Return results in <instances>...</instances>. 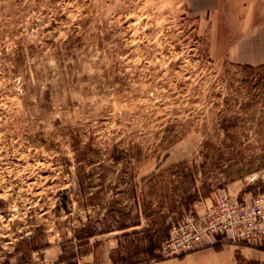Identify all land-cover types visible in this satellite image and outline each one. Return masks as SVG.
Wrapping results in <instances>:
<instances>
[{
    "label": "rangeland",
    "instance_id": "1",
    "mask_svg": "<svg viewBox=\"0 0 264 264\" xmlns=\"http://www.w3.org/2000/svg\"><path fill=\"white\" fill-rule=\"evenodd\" d=\"M229 26L217 0H0V264L168 260L165 226L264 193V63Z\"/></svg>",
    "mask_w": 264,
    "mask_h": 264
},
{
    "label": "built area",
    "instance_id": "2",
    "mask_svg": "<svg viewBox=\"0 0 264 264\" xmlns=\"http://www.w3.org/2000/svg\"><path fill=\"white\" fill-rule=\"evenodd\" d=\"M183 220L182 225L169 228L156 256L179 257L202 243L212 246L221 241L264 249V193L240 197L223 194L202 215H188ZM30 264L47 263L37 258Z\"/></svg>",
    "mask_w": 264,
    "mask_h": 264
},
{
    "label": "crops",
    "instance_id": "3",
    "mask_svg": "<svg viewBox=\"0 0 264 264\" xmlns=\"http://www.w3.org/2000/svg\"><path fill=\"white\" fill-rule=\"evenodd\" d=\"M217 1L219 9L224 10L226 21L230 24L229 39L224 54L237 63H264V0ZM218 38L217 33V37L215 35L217 43ZM221 242L217 243L222 244ZM250 250L263 252L254 248ZM108 254L102 264H113ZM233 258L234 246L226 245L222 250L215 251L212 246L207 245L180 258L171 257L168 260L146 264H233Z\"/></svg>",
    "mask_w": 264,
    "mask_h": 264
},
{
    "label": "trees",
    "instance_id": "4",
    "mask_svg": "<svg viewBox=\"0 0 264 264\" xmlns=\"http://www.w3.org/2000/svg\"><path fill=\"white\" fill-rule=\"evenodd\" d=\"M204 197H206V196H204ZM165 228L168 229V231H169L170 226L167 225V226H165ZM91 236H92V235H91ZM159 240H160V238H159L157 241L159 242ZM154 249H156V248H155V245L153 244V248H152V250H154ZM151 255H152V254H151ZM156 258H158V257H155L154 259H156ZM157 261H159V260H157ZM112 263H113V264H117V263H116L115 261H113V260H112Z\"/></svg>",
    "mask_w": 264,
    "mask_h": 264
}]
</instances>
